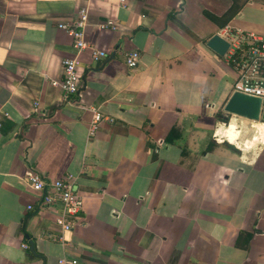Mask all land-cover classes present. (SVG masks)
<instances>
[{
  "label": "crops",
  "instance_id": "obj_1",
  "mask_svg": "<svg viewBox=\"0 0 264 264\" xmlns=\"http://www.w3.org/2000/svg\"><path fill=\"white\" fill-rule=\"evenodd\" d=\"M80 7L107 56L79 54L65 101L52 81L75 52L58 23ZM226 27L264 32V0H0V264H264V108L223 110L237 70L205 43ZM92 109L114 120L90 136ZM30 171L76 176L70 230Z\"/></svg>",
  "mask_w": 264,
  "mask_h": 264
},
{
  "label": "built area",
  "instance_id": "obj_2",
  "mask_svg": "<svg viewBox=\"0 0 264 264\" xmlns=\"http://www.w3.org/2000/svg\"><path fill=\"white\" fill-rule=\"evenodd\" d=\"M120 2L123 3L124 0H120ZM87 22L88 9L80 7L72 22L58 23V27L71 37L75 52L74 55L62 59V78L52 81V85L60 88L65 101L70 95L77 94L81 86L79 54L90 48L93 62L101 61L107 56L104 50L89 46L85 36ZM100 27L116 29L117 24L114 21H107L100 24ZM222 36L229 43L224 55L237 70V78L233 84L234 91L260 97L262 100L261 111L264 108V32L226 27ZM124 61L127 67H136L139 61V52L137 50L126 51ZM91 111L92 115L88 126L90 136L95 134L103 121L112 122L114 120L96 109ZM75 177L72 173H66L52 182H46L35 171H30L26 177L29 187L39 194V206L51 208L57 204L60 205V210L55 216V223L62 231L72 228L75 216L81 209V197L76 190ZM27 208L31 209L32 204L27 205ZM62 262L64 260H61Z\"/></svg>",
  "mask_w": 264,
  "mask_h": 264
},
{
  "label": "water",
  "instance_id": "obj_3",
  "mask_svg": "<svg viewBox=\"0 0 264 264\" xmlns=\"http://www.w3.org/2000/svg\"><path fill=\"white\" fill-rule=\"evenodd\" d=\"M205 46L223 56L229 46L228 41L219 34H213L205 43ZM261 98L247 95L238 91H234L226 104L224 112L235 116L242 117L252 121H258L260 118ZM29 250L31 254L36 255L34 244L31 241Z\"/></svg>",
  "mask_w": 264,
  "mask_h": 264
},
{
  "label": "rangeland",
  "instance_id": "obj_4",
  "mask_svg": "<svg viewBox=\"0 0 264 264\" xmlns=\"http://www.w3.org/2000/svg\"><path fill=\"white\" fill-rule=\"evenodd\" d=\"M262 116L264 117V110L262 111ZM231 122V120L229 121H227L226 123H225V125L224 126H226L227 124H229ZM237 128V127H236Z\"/></svg>",
  "mask_w": 264,
  "mask_h": 264
},
{
  "label": "trees",
  "instance_id": "obj_5",
  "mask_svg": "<svg viewBox=\"0 0 264 264\" xmlns=\"http://www.w3.org/2000/svg\"><path fill=\"white\" fill-rule=\"evenodd\" d=\"M221 118H222L221 120H222L223 122H227V121H228V118H227V117H221Z\"/></svg>",
  "mask_w": 264,
  "mask_h": 264
}]
</instances>
